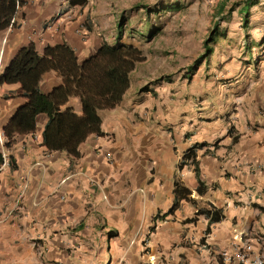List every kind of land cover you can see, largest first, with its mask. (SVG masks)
Masks as SVG:
<instances>
[{"label":"crops","instance_id":"obj_1","mask_svg":"<svg viewBox=\"0 0 264 264\" xmlns=\"http://www.w3.org/2000/svg\"><path fill=\"white\" fill-rule=\"evenodd\" d=\"M246 2L234 5L249 28L250 11L264 8V0L245 14ZM98 7L96 0H26L15 15L19 26L0 29V75L30 42L43 52L66 41L81 59L103 41L115 43ZM230 21L212 53L199 56L197 73H167L146 84L131 77L122 102L100 112L104 133L89 135L78 157L43 144L46 114L34 132L0 141V264H98L99 257L116 264H238L222 252L246 243L253 254L264 252V59L248 52L246 36ZM258 23L256 40L264 38V20ZM68 76L53 67L41 88L49 92ZM19 88L0 83L2 129L26 101ZM61 108L85 113L75 95ZM190 149L195 162L184 158ZM206 208L221 209L222 218L211 222L198 213Z\"/></svg>","mask_w":264,"mask_h":264},{"label":"trees","instance_id":"obj_2","mask_svg":"<svg viewBox=\"0 0 264 264\" xmlns=\"http://www.w3.org/2000/svg\"><path fill=\"white\" fill-rule=\"evenodd\" d=\"M87 1L70 0L72 4H86ZM257 1L247 0L244 13ZM25 2L26 0H0V29L19 26L12 19ZM123 34V24L119 22L115 43L103 41L83 59L79 58L75 49L66 41L47 45L43 52L37 49L34 42L21 46L0 75V83L19 82L18 94L26 98L4 127L8 143L16 134L34 132L40 114L47 115L42 135L43 144L48 150H63L78 157L79 146L89 135H102L101 110L114 108L122 102L131 85L132 72L146 58L142 48L122 41ZM217 35L213 31L210 38L205 40L206 57L212 53V43ZM53 67L64 69L69 76L62 84L45 92L41 88V80ZM71 95L80 99L85 112L81 117L66 113L61 108V100ZM184 158L195 162L196 152L190 149ZM3 161L4 156L0 152V165ZM175 207L176 203L173 208ZM198 213H204L211 222L218 221L223 216L219 208L199 209Z\"/></svg>","mask_w":264,"mask_h":264},{"label":"rangeland","instance_id":"obj_3","mask_svg":"<svg viewBox=\"0 0 264 264\" xmlns=\"http://www.w3.org/2000/svg\"><path fill=\"white\" fill-rule=\"evenodd\" d=\"M236 1L245 0H229L222 12L217 10L221 0H96V4L98 11L106 10H102V14L108 15L110 24L105 30L109 35L113 34L115 38L119 22H122V41L135 43L143 49L146 58L137 64L131 76L138 84H146V81L158 80L167 73L172 77L186 69L185 74L192 70L197 73V67L201 65L199 56L206 52L205 40L213 31L219 33L227 29L224 25L227 19L231 20V29H238L246 36L248 52L254 51L256 60L264 59V38L256 40L262 35L258 21L264 20V8L250 11V18L254 20L249 28H245L242 25L245 16L238 10L239 4L234 5ZM92 4L95 6L94 2ZM92 9L93 15H97V10ZM98 19L96 16L95 23L100 25ZM98 259V264H116L114 257L109 262Z\"/></svg>","mask_w":264,"mask_h":264},{"label":"built area","instance_id":"obj_4","mask_svg":"<svg viewBox=\"0 0 264 264\" xmlns=\"http://www.w3.org/2000/svg\"><path fill=\"white\" fill-rule=\"evenodd\" d=\"M14 21L15 18L12 19V22ZM4 138H6L5 131L4 129L0 128V141L3 142ZM251 250V244L246 243L243 246L239 245L234 252L224 250L222 255L227 261L230 262L235 259L238 264H264V252L253 254Z\"/></svg>","mask_w":264,"mask_h":264}]
</instances>
